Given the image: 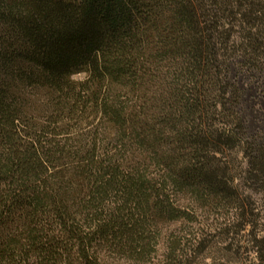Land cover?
Segmentation results:
<instances>
[{"label":"trees","instance_id":"1","mask_svg":"<svg viewBox=\"0 0 264 264\" xmlns=\"http://www.w3.org/2000/svg\"><path fill=\"white\" fill-rule=\"evenodd\" d=\"M233 68L264 76V0H0V264L147 261L160 225L244 217L264 129Z\"/></svg>","mask_w":264,"mask_h":264},{"label":"rangeland","instance_id":"2","mask_svg":"<svg viewBox=\"0 0 264 264\" xmlns=\"http://www.w3.org/2000/svg\"><path fill=\"white\" fill-rule=\"evenodd\" d=\"M83 77V74L75 76L77 79ZM230 78L241 90L239 110L247 131L254 133L264 129V76L253 77L233 68ZM237 181L245 197L244 217L238 218L241 215H234V211L226 213L219 209L202 212L194 225L187 222L160 225L161 231H154L156 237L151 243L150 260L134 261L127 255H114L111 260L114 264H164L166 242L176 237H183L182 240L187 242L197 236L196 250L183 257L182 264H259L254 239L264 238V190L249 187L242 178ZM239 221H243V227L237 232L233 224Z\"/></svg>","mask_w":264,"mask_h":264}]
</instances>
